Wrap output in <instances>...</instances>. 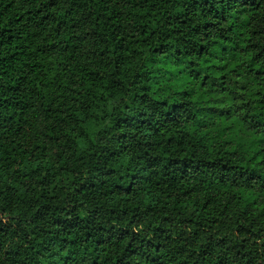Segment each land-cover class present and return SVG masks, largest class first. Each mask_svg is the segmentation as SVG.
Masks as SVG:
<instances>
[{"label": "trees", "instance_id": "obj_1", "mask_svg": "<svg viewBox=\"0 0 264 264\" xmlns=\"http://www.w3.org/2000/svg\"><path fill=\"white\" fill-rule=\"evenodd\" d=\"M0 264H264V0H0Z\"/></svg>", "mask_w": 264, "mask_h": 264}]
</instances>
